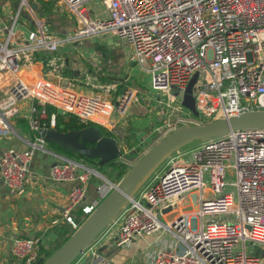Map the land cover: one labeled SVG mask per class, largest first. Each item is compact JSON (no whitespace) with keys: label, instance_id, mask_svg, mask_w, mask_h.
<instances>
[{"label":"built area","instance_id":"built-area-1","mask_svg":"<svg viewBox=\"0 0 264 264\" xmlns=\"http://www.w3.org/2000/svg\"><path fill=\"white\" fill-rule=\"evenodd\" d=\"M61 1L81 24L70 34L48 32L34 18V28L25 39H17L15 25L33 12L30 0H18L10 22L0 19V138L21 139L11 121L28 100L33 101L27 121L34 133L54 127L60 114L118 135L112 116H128L136 101L134 90L126 89L112 103L106 97L116 85L103 87V95H87L44 78L29 84L19 74L36 52H56L61 45L95 34L109 33L129 43L139 66L146 64L156 93L175 90L183 97L197 72L192 88L197 116L184 122L169 116L163 120L167 129L264 111V0H99L104 17L91 16L87 0ZM61 68L52 58L44 71L60 82ZM48 107L56 112L49 114ZM21 140L25 149L11 148L0 155V179L17 192L33 155H52L56 160L47 178L55 184H74L60 221L76 231L79 224L72 213L83 201L89 179L97 176L96 169L49 151L38 137ZM184 149L169 157L107 226H118L116 247L137 236L163 232L181 248L158 250L151 264H264V129L236 130ZM188 207L192 210L184 211ZM95 208L85 206L82 212L90 215ZM102 236L103 232L72 264H83L89 255L94 264H108L96 252ZM247 245L259 250L248 251ZM40 249L38 238H15L10 252L18 264H41Z\"/></svg>","mask_w":264,"mask_h":264},{"label":"crops","instance_id":"crops-1","mask_svg":"<svg viewBox=\"0 0 264 264\" xmlns=\"http://www.w3.org/2000/svg\"><path fill=\"white\" fill-rule=\"evenodd\" d=\"M88 1L93 7H88ZM35 2L36 5L31 4L33 12L24 14L15 25L17 39H25L28 31L34 28V18L42 21L44 29L53 34L63 35L74 32L75 29L71 30L75 22L73 18L67 17L70 15L64 11L66 8L63 1L36 0ZM17 3L18 0H0V19L10 22V16ZM85 8L93 17L106 16V10L99 0H87ZM91 36L93 35L83 37L72 45H61L56 52H36L30 62L22 64L19 74L29 84L44 78L53 84L59 83L63 87L68 86L71 91L87 95H103V87L116 85L115 91L106 97L112 103L126 89L134 90L136 101L132 104L128 116L119 118L115 113L112 116L111 125L114 126L118 135L113 134L109 129L105 130L118 141L120 150L124 153L122 157H127L134 151H138L139 155H144L160 140L159 133L163 130H155L157 128L155 118L147 106L148 101L144 89L142 87L141 89L139 85L142 81L148 82L150 75L146 70V64L144 68L140 67L134 57L132 46L114 35L113 37L122 41L120 48L113 49L118 55L117 62L113 61L108 53L105 58L101 57L100 52L88 50L90 45L86 42V38ZM52 58L62 64L60 82L57 81L55 75L45 74L44 68ZM115 63L117 66L114 65ZM32 104L31 100L21 103L17 116L11 121L21 139L34 140L37 138L36 133L30 130L27 121ZM55 112L54 110L52 113ZM44 122L49 121L46 119ZM21 139L16 136L0 138V155L11 148L25 149L26 145ZM46 145L51 152L73 160L81 159L71 157L69 153L67 154L54 145ZM55 160L49 153L36 152L30 162L27 178L17 192L10 191L0 179L1 264H18L10 252L12 240L15 238H38L41 248L50 252L56 246L60 236L72 231L68 224L60 221V218L68 205V193L74 184H55L47 178ZM100 179L95 176L89 179L85 197L80 206L73 211V218L81 214L85 206H98L109 194L110 189H107ZM117 231L118 226L116 225L105 229L102 241L96 246L99 258L108 264H151L158 250L181 248L173 237L163 232L149 236H137L127 245L116 247L114 239ZM92 259L89 255L81 261L83 264H94Z\"/></svg>","mask_w":264,"mask_h":264},{"label":"water","instance_id":"water-1","mask_svg":"<svg viewBox=\"0 0 264 264\" xmlns=\"http://www.w3.org/2000/svg\"><path fill=\"white\" fill-rule=\"evenodd\" d=\"M197 72L182 97V106L197 116L192 98V88ZM264 129V111L251 112L230 117L206 125H192L173 132L154 146L131 168L125 178L100 202L71 237L42 264H72L93 241L107 228L119 212L130 202L138 190L150 179L154 172L173 154L195 142L224 136L236 130ZM36 136L46 144L75 155L83 160L103 166L122 157L118 141L111 136H103L99 128L84 127L80 130L60 133L55 127L41 129ZM98 177L103 176L96 171ZM105 179V178H104ZM196 205L197 196H191ZM188 207L184 211H191ZM170 209H165L166 213ZM175 214L167 217L170 220Z\"/></svg>","mask_w":264,"mask_h":264},{"label":"rangeland","instance_id":"rangeland-1","mask_svg":"<svg viewBox=\"0 0 264 264\" xmlns=\"http://www.w3.org/2000/svg\"><path fill=\"white\" fill-rule=\"evenodd\" d=\"M64 5L66 8V9H64V11L69 13V15H70L67 17L73 18V20L75 22L74 28L71 31H73L74 29L76 30L77 28H80L81 24H79L77 17H76V14L65 3H64ZM87 5L90 8L93 7L89 3V1H88ZM82 38L83 37L76 39L74 42L71 43V45L75 42L77 43ZM86 42L90 45V48L89 49L87 48L88 50H91L93 52H100L101 53L100 56L103 58H105L106 53H108L110 55L111 59L113 61L117 62L118 55L114 52V50L121 47L122 41L120 39L113 37V35H111L109 33H105V34H95V35L91 36L90 38H86ZM88 50H85V51H88ZM114 65L117 66V63H115ZM139 85H140V88L142 87L144 89V92H145V95L147 96V101H148L147 106L151 110L150 113H152L153 117L155 118L156 125H157V128L155 130L163 129L159 133V135L161 136L160 140L154 146H156L159 142H161L165 137H167L171 133L179 131L182 128L187 127V125H184L183 123H178L177 125L173 126L172 128L167 129V127L165 128L164 126H162L164 119H166L167 117L170 116L173 119L177 118V119L181 120L182 122H184L186 120L194 119L196 117L187 108L182 106V95L178 94L175 90H173L172 93L169 95L156 93L154 90H152V88L150 86V76L148 77V82L142 81V83ZM196 144H197V142L192 143V144L188 145L187 147H189L191 145H196ZM154 146H152L151 149ZM147 152H149V150ZM121 154L124 155V153L122 151H121ZM142 156L143 155H139L138 151H134L133 153L129 154L127 157L126 156L121 157L119 160L116 161V163L114 165L105 166L102 169L103 171L100 173L103 176V180H102V178L100 179L96 175H94V176L97 177L98 179H100L104 183L105 187L107 189L109 188L110 192H111L113 189V186H117L125 178V176L129 173L131 168L142 158ZM79 161H82V160L80 159ZM83 162L87 163L85 160H83ZM120 163H123L125 165V167H123V169L118 167V165H120ZM88 165H90V164H88ZM90 167L96 168L95 163L93 162V164ZM252 246L253 245H247L248 251H256L257 252L259 250L258 247H252ZM253 249H255V250H253ZM256 252H253V253L255 254Z\"/></svg>","mask_w":264,"mask_h":264},{"label":"trees","instance_id":"trees-1","mask_svg":"<svg viewBox=\"0 0 264 264\" xmlns=\"http://www.w3.org/2000/svg\"><path fill=\"white\" fill-rule=\"evenodd\" d=\"M36 0H31L32 4H35ZM36 5V4H35ZM48 113H52L54 112V109H52L51 107L47 108ZM88 126H94L99 128V130L101 131L103 136H111V134L109 132H107L104 128L99 127L95 124L92 123H88V124H81L80 121L74 117V116H65V115H59L56 114V119H55V128L60 132V133H66V132H70V131H76V130H80L84 127H88ZM68 154V153H67ZM71 157H76L75 155L72 154H68ZM88 164H93V162L91 161H87L85 160ZM116 163V161H112L108 164H105L103 166H96V171L101 173L103 170V168L105 166H110V165H114ZM118 167H120L121 169H123V167H125V165L123 163H120V165H118ZM89 215H84L83 212L81 211V214H79L76 218L74 217L75 221L79 224V226L84 222V220L88 217ZM74 233V231L71 232H66L63 236H60L56 246L54 247V249L50 252H46L44 251L42 248L40 249V258H41V264L43 262H45L58 248H60L70 237L71 235Z\"/></svg>","mask_w":264,"mask_h":264}]
</instances>
